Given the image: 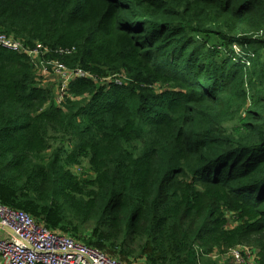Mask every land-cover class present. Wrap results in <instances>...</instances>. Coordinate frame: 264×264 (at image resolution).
Here are the masks:
<instances>
[{
	"label": "trees",
	"instance_id": "trees-1",
	"mask_svg": "<svg viewBox=\"0 0 264 264\" xmlns=\"http://www.w3.org/2000/svg\"><path fill=\"white\" fill-rule=\"evenodd\" d=\"M0 32L92 76L57 103L0 46V204L127 264H264V0H0Z\"/></svg>",
	"mask_w": 264,
	"mask_h": 264
},
{
	"label": "built area",
	"instance_id": "built-area-1",
	"mask_svg": "<svg viewBox=\"0 0 264 264\" xmlns=\"http://www.w3.org/2000/svg\"><path fill=\"white\" fill-rule=\"evenodd\" d=\"M0 46L27 54L33 68L50 66L59 76L60 84L54 89L56 102L67 95V88L76 77L92 76L80 68H69L60 60H44L48 49L37 43L30 48L18 38L0 32ZM64 53L59 50V54ZM8 228L11 232L5 230ZM0 264H127L109 258L103 252L86 246L67 234L51 231L37 223L29 214L0 204ZM238 246L229 250L235 264H243L252 248Z\"/></svg>",
	"mask_w": 264,
	"mask_h": 264
},
{
	"label": "rangeland",
	"instance_id": "rangeland-1",
	"mask_svg": "<svg viewBox=\"0 0 264 264\" xmlns=\"http://www.w3.org/2000/svg\"><path fill=\"white\" fill-rule=\"evenodd\" d=\"M35 72L39 76L40 80H42V83L44 86L52 87V88H58L60 84V78L59 76L51 69L50 66H45V68L42 67H36L34 68ZM73 172L78 174L79 176L89 177V174H91V171L89 169V165L87 161H82V163L79 166L72 168ZM85 174V175H84ZM249 247V246H248ZM251 249V247H249ZM249 249V250H250ZM251 255L248 259H245L243 264H254V258H255V252L254 249H251Z\"/></svg>",
	"mask_w": 264,
	"mask_h": 264
},
{
	"label": "water",
	"instance_id": "water-1",
	"mask_svg": "<svg viewBox=\"0 0 264 264\" xmlns=\"http://www.w3.org/2000/svg\"><path fill=\"white\" fill-rule=\"evenodd\" d=\"M5 230H7L8 232H11L8 228H6V227H4V226H2Z\"/></svg>",
	"mask_w": 264,
	"mask_h": 264
},
{
	"label": "crops",
	"instance_id": "crops-1",
	"mask_svg": "<svg viewBox=\"0 0 264 264\" xmlns=\"http://www.w3.org/2000/svg\"><path fill=\"white\" fill-rule=\"evenodd\" d=\"M0 235H4V232L0 229Z\"/></svg>",
	"mask_w": 264,
	"mask_h": 264
}]
</instances>
